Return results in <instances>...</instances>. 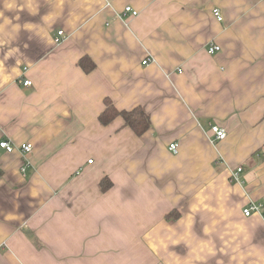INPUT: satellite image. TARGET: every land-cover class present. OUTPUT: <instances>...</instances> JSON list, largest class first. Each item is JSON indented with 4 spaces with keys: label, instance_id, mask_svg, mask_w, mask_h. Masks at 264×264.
<instances>
[{
    "label": "crops",
    "instance_id": "obj_1",
    "mask_svg": "<svg viewBox=\"0 0 264 264\" xmlns=\"http://www.w3.org/2000/svg\"><path fill=\"white\" fill-rule=\"evenodd\" d=\"M3 139L0 264H264V0H0Z\"/></svg>",
    "mask_w": 264,
    "mask_h": 264
},
{
    "label": "built area",
    "instance_id": "obj_2",
    "mask_svg": "<svg viewBox=\"0 0 264 264\" xmlns=\"http://www.w3.org/2000/svg\"><path fill=\"white\" fill-rule=\"evenodd\" d=\"M125 11L131 12L133 15H137L139 13V11L137 9H134L131 5H127L125 7ZM213 13L217 17V19H219V20L223 19L222 13L218 8H215L213 10ZM59 33H62V30L59 31ZM220 48L221 47L219 44L212 43L208 47V51L210 53H215L216 51L220 50ZM150 61H151L150 57H146L145 59H143L144 64H148V63H150ZM20 82H22L24 85H31L32 84L31 79H23V80H20ZM211 131L217 139H224L227 136L226 130L223 127L219 126L218 124H211ZM0 146L2 148L6 149L8 152H13L16 148H18L23 153H28L33 148V144L29 141L24 142L21 145H19L18 147H16V145L12 144L10 141H8L6 139L0 140ZM178 146H179V144L177 142H172L169 144V149L171 151H173L174 153H177L178 152ZM88 162L92 163L93 159H89ZM241 170H242V167L237 168V171H241ZM235 178L238 179V177L236 175H235ZM263 207H264L263 203H251L250 205H248L247 207H245L243 209V212L247 216L251 215L253 212H262L264 215Z\"/></svg>",
    "mask_w": 264,
    "mask_h": 264
},
{
    "label": "trees",
    "instance_id": "obj_3",
    "mask_svg": "<svg viewBox=\"0 0 264 264\" xmlns=\"http://www.w3.org/2000/svg\"><path fill=\"white\" fill-rule=\"evenodd\" d=\"M85 70H89L93 63L88 57H84L79 62ZM122 116L125 120V125L133 128L138 134H143L151 127V117L149 113L141 107L132 110H119L111 100L106 101L105 109L100 113L99 119L102 123H108L117 116ZM103 189L107 188L106 181L102 182Z\"/></svg>",
    "mask_w": 264,
    "mask_h": 264
}]
</instances>
